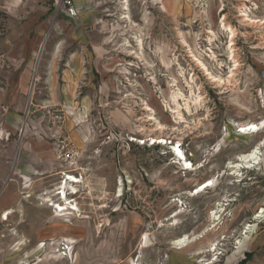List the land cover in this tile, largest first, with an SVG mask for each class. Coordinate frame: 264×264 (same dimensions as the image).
<instances>
[{
    "label": "rangeland",
    "instance_id": "obj_1",
    "mask_svg": "<svg viewBox=\"0 0 264 264\" xmlns=\"http://www.w3.org/2000/svg\"><path fill=\"white\" fill-rule=\"evenodd\" d=\"M15 1L0 0V73L6 84L0 89V169H5L0 177V232L5 234L0 238L1 261L264 264V214L255 219L264 210V148L260 165L241 169L240 175H232L230 167L237 156L264 138V25L257 22L264 19V0H129L137 26L122 19L121 0H92L102 11L104 34L110 42L111 53L102 60L100 75L93 76L92 65H81L85 70L75 95L63 92L67 84L63 70L71 50L82 51L74 43L59 59L57 82H47L46 51L49 54L50 37L55 38L53 29L41 60L33 67L40 80L29 109L32 71L26 72L27 64L16 61L14 51L23 43V22L30 13L20 14L21 9H29L26 0ZM43 6L53 17L52 1ZM245 11L253 24L244 21ZM222 21L236 30L234 60L228 50L231 35L223 30ZM50 27L49 23L47 30ZM194 56L224 84L214 83ZM188 83L203 99L190 112L179 100L184 116L180 123L172 113L170 95L181 89L185 100L191 97ZM151 114L157 121H151ZM158 122L164 126L162 131ZM248 124H257L261 131L240 135L238 127ZM61 131L80 151L85 170L81 177L85 205L81 210L76 204L78 215L57 209L54 213L45 203L50 197L56 201L60 172L68 168L57 157ZM154 137L165 139L166 145L150 146ZM139 140L146 141L145 146H139ZM180 143L195 171L174 164L178 160L173 148ZM13 151L14 156H8ZM210 179L215 181L213 188L192 196V190ZM122 180L127 187L124 199H118ZM4 201L10 202L9 209ZM219 203L228 206L217 231L183 255L214 241L219 244L217 251L193 262L187 256L179 259L170 242L184 234L202 233ZM10 210L14 213L2 222V215ZM82 212L90 218L81 217ZM254 223L253 232L245 234L247 225ZM65 239L72 242L69 251ZM239 242L245 244L242 249ZM60 253L62 259L50 257Z\"/></svg>",
    "mask_w": 264,
    "mask_h": 264
},
{
    "label": "crops",
    "instance_id": "obj_2",
    "mask_svg": "<svg viewBox=\"0 0 264 264\" xmlns=\"http://www.w3.org/2000/svg\"><path fill=\"white\" fill-rule=\"evenodd\" d=\"M16 2L15 0H13ZM21 1V0H20ZM46 0H26L27 6L30 9H21L20 14L23 15L24 13H30V18L25 20L24 23V37L23 43H20V47L15 48V58L17 62H23L27 64V71L31 75L33 73V67L39 63L41 60L48 43V39L51 34V30L54 29L55 38L50 37V52L49 54L46 51L48 56V73L46 75L47 82L51 80L54 83L57 82L59 75H58V63L60 57L63 55V51L70 47L69 45H74L77 43L79 49L81 48L82 51H76L75 49L71 50L70 56L67 59V69L63 70V77L65 82L67 83L64 86L63 92L65 94L71 95L72 97L75 95L78 80L83 74L85 70L84 67L81 65L88 64L92 65L91 73L93 76L95 74L100 75V67L101 62L103 59H107V54H110L108 50V38L104 34L103 28L105 25L103 24L104 21L102 19V11L99 9V6L96 2L92 0H75L77 7L79 9V19H72L62 14L57 18L52 17V13L47 10L42 4H45ZM34 11V12H32ZM46 11V12H45ZM51 24L50 33L48 29V24ZM32 33V40L27 39V35ZM64 36V37H63ZM22 41V40H21ZM45 41V43H44ZM44 43L46 45L44 50L41 51L40 59L38 60V54L41 50V45ZM84 44L82 47L81 44ZM67 47V48H66ZM74 47V46H72ZM70 47V48H72ZM111 58V57H110ZM5 60L1 64V66H5ZM111 60V59H110ZM75 66V67H74ZM2 81L4 80L2 74L0 73ZM24 79V77H23ZM6 84L3 81V85L0 86L2 89ZM54 86V85H53ZM56 86V85H55ZM21 89H26V81H22ZM54 91V90H53ZM10 149L8 148L7 151ZM8 156H14V151L12 154L8 153ZM10 158V157H9ZM43 166V165H42ZM41 166V167H42ZM47 167V166H45ZM40 171V169H39ZM5 174V169H0V177ZM83 182V179L82 181ZM7 185L5 184L4 189H6ZM5 202V201H4ZM10 202H5V208L10 207L8 205ZM10 210L9 215L14 213V211ZM3 214V213H2ZM4 222V221H2ZM41 251V256L45 254V244H43ZM50 245V244H49ZM3 245L0 243V248ZM51 246V245H50ZM49 254L46 255L48 258ZM52 259L57 258L54 255L50 256ZM43 260H39L42 262Z\"/></svg>",
    "mask_w": 264,
    "mask_h": 264
},
{
    "label": "bare ground",
    "instance_id": "obj_3",
    "mask_svg": "<svg viewBox=\"0 0 264 264\" xmlns=\"http://www.w3.org/2000/svg\"><path fill=\"white\" fill-rule=\"evenodd\" d=\"M120 3H121V9L123 11L122 19H126L128 22H130V24L132 26H137V24H135L132 21V18H131V15H130L129 0H121ZM241 16L244 18V21L245 22H249V24H250V22L251 23L255 22L254 20H252V18L250 17V15L248 14L247 11H245L243 13V15H241ZM258 21L262 25H264V19L257 20V22ZM222 28H223V30L228 31L230 33V35H231V39L229 37L230 44L228 46V50L230 52V56L234 60L235 59V57H234V54H235V49H234L235 43H234V40L235 39L234 38L236 36V30L233 27H231L230 25H227L224 21H222ZM137 42H138L139 47L141 49H143V40L139 38V39H137ZM44 43H45V41H44ZM44 43L41 45V50H40V52L38 54V60L40 59L41 51L44 50V47H45ZM185 43L190 48L191 53H194V51L191 48V46L187 42H185ZM194 57L196 58L197 65L199 67H201L202 70L205 71L206 75L210 79H212V81L214 83H218L220 85L224 84L225 81L221 77L219 78L217 76H214L211 73V71L208 69L207 65L200 58H198L197 56H194ZM235 70H237V66L231 72V77L230 78L233 77V74H234ZM173 79H174V81L176 83L177 79L176 78H173ZM228 82H230V80H228ZM189 87L191 89V97L187 98L186 100H185V95L183 94L181 89H178L177 91H172L171 95H170L171 102L174 104V108H171L172 113L176 116V120H178L180 123L184 122V116H183V113H182L183 112L182 111L183 108H182V105L180 104V101H179L180 99H183V101H185V105L184 106L186 107V110H188L189 112L191 111L192 105L194 107H198L202 103V99L203 98H201V96H196L193 93V91H192L193 89H192V86L190 84H189ZM148 111H153V109L150 108V109H148ZM151 121H157V119L154 117L153 114H151ZM156 126L159 127L158 130L162 131L164 129V126L161 123H159V122L156 124ZM252 126H255V127L253 128ZM239 128H241V131L239 130ZM260 131H261V128L257 124H248V125H245L244 127H238V133L240 132V135H242V136L253 135L255 133H259ZM134 140L135 139H133V141ZM150 141H153L152 144H154V145H166L165 144V139L160 138V137H154ZM143 142H139V144H142ZM262 148H264V138H262L255 146H253V148L248 153H245V154L242 153L239 156H237V161L235 163L232 162V165L230 166L232 171H233L232 175H240V170L241 169H250L254 165H260V163L263 161L262 160V156H263L262 155ZM173 153H174L175 159L178 160V161H175L174 164H179L180 163V164H182L185 167L184 170L195 171L194 166L191 163H189L188 159L185 157L186 155H184V151L181 149V145H180V147H179V145L178 146L174 145ZM70 178L72 180H75L76 177L75 176H70ZM81 181H82V179L80 178L76 182L80 183ZM71 182H73V181H71ZM71 182L65 181L64 183H61V185H59L60 187H58V189L61 190L62 194L61 193H56V196H57V194L61 196V197L58 198V200L52 201V200H49L51 197L50 198L48 197L49 199H46L45 201L46 202H52V204L54 206L56 203H58V201H61L62 199L64 201L68 200V197L66 196V191H70V193H72V194L78 193V190H77V186L78 185H74ZM214 184H215V181L212 180V179L205 181L204 183H202L198 187H196V189H195L196 192H193V190H192V196L195 197V196H198V195L206 192L207 190L213 188ZM121 193H122V181H119L118 194L120 195ZM227 202H230V200L229 201L227 200ZM58 205L56 207L58 212H66L67 214L70 213L71 208L69 207L68 204L65 203V204H62V205H60V204H58ZM71 205L74 207V214H77L76 211H75L77 209L76 204L75 203H71ZM50 206H52V205H50ZM226 206H228V205H225V204H222V203L216 204V208H215L216 210H214V211L212 210V212L209 213V215H208V218H209V221H210L211 224L202 233H194L193 232L192 234H184V235H182L180 237H177V238L173 239L170 242L171 249L174 250L173 253L176 256L178 255L179 259L182 256H187L192 262L195 259H200V257H203L207 253H213V252L215 253L217 251V247L219 246V244L216 243L218 241L212 242V244H210L207 248H197V249H194L190 254L183 255V253L187 249H189L190 247L196 245L198 242H200L203 239H206L207 236H209V235H211V234H213L214 232L217 231V229L219 228V225L221 223V220L223 218V215L225 214V212L227 210ZM263 214H264V210L255 219L256 220L261 219L263 217L262 216ZM6 215H7V217H6ZM8 215H9V213L5 214V219L8 218ZM256 226L257 225L255 223L247 225V227H246L247 230H246L245 234H249L250 235V233L253 232V229L256 228ZM65 240H66V241H64L65 250L69 251V250H71L70 245L72 244V242H70L67 239H65ZM242 243L243 242H239L238 243V244L241 245V249H242V247L245 246V244L242 245ZM144 244L146 245V242L143 243L142 248H144ZM58 252L59 251H56V253H58ZM61 254L62 253L57 254L56 257H59L60 259H62ZM216 259H218V258H216ZM209 261L210 260H206V261L205 260H201L199 262L197 261V263H199V264H214L217 260H214L212 262H209ZM137 263H139V261L136 262V264Z\"/></svg>",
    "mask_w": 264,
    "mask_h": 264
},
{
    "label": "built area",
    "instance_id": "obj_4",
    "mask_svg": "<svg viewBox=\"0 0 264 264\" xmlns=\"http://www.w3.org/2000/svg\"><path fill=\"white\" fill-rule=\"evenodd\" d=\"M52 1V5H53V12H54V17L57 18L58 16H61L62 14H65L66 16H68L69 18L72 19H79V9L77 7V4L75 2V0H51ZM258 7H256L255 9H257ZM224 19V18H223ZM235 39V38H234ZM40 77L38 76V71L37 69L33 70V73L31 75V83H30V98H29V105H28V109L30 107V105L32 104V98L35 94V89H36V85L39 82ZM3 85V81L1 79L0 76V86ZM55 112V110H54ZM57 118H61L60 116H57ZM27 118H25L24 120V126L26 124ZM239 130L241 131V128H239ZM62 131L60 132L59 136L57 137V147H58V154L57 157L58 159L62 160L63 162L67 163L68 168H66L64 171L60 172V175H62L61 177V181L62 183H64L65 181H73L71 183H73L74 185H78L79 189H78V193L76 194H72L70 193V191H66V196L68 197L67 201H64L63 199L61 201H58V203H56L54 206L52 204V202H46V204L52 205L49 206L54 210V213L56 212V207L58 204L62 205V204H68L69 207L71 208V211L74 212V207L71 205V203H75L77 205H79V207L81 208V210H83V207L85 205V199H84V194L83 191L81 190L83 188V184L84 182H80L77 183L76 181L79 180L82 176H85V170L82 168L83 166L81 165V156H80V151L78 150V148L76 147L75 143L73 142V140H71L69 137H67V135H65L64 137L62 136ZM240 133V132H239ZM24 136V135H23ZM54 139H56V136H54ZM134 139V138H132ZM131 139V140H132ZM130 143H134L131 142ZM139 142H143L141 140H139ZM146 142V141H145ZM181 144V147H183V144ZM139 146H145L144 143L142 144H138ZM150 146H152V143H149ZM184 150V149H183ZM70 176H75V180H72L70 178ZM85 181V179H84ZM83 183V184H82ZM127 183V182H126ZM126 183L122 180V193L119 195L117 193L118 191V186H117V198L118 199H124L125 196V188ZM130 186V185H129ZM56 193H61V190H57L55 191ZM62 194V193H61ZM49 194H43L42 196H46ZM61 197L60 195L57 194V197L53 198L54 200H58V198ZM59 206V205H58ZM6 214V213H5ZM5 214L2 215L1 219L2 221L7 220V218L5 219ZM81 217L86 218H90L89 216H83V212L81 213ZM7 217V215H6ZM0 238H5V234L0 232ZM4 249L0 248V257L3 254ZM0 264H9L8 261L7 262H2L0 259ZM24 264H30L29 262H24Z\"/></svg>",
    "mask_w": 264,
    "mask_h": 264
},
{
    "label": "snow or ice",
    "instance_id": "obj_5",
    "mask_svg": "<svg viewBox=\"0 0 264 264\" xmlns=\"http://www.w3.org/2000/svg\"><path fill=\"white\" fill-rule=\"evenodd\" d=\"M253 128L255 127V126H252Z\"/></svg>",
    "mask_w": 264,
    "mask_h": 264
}]
</instances>
